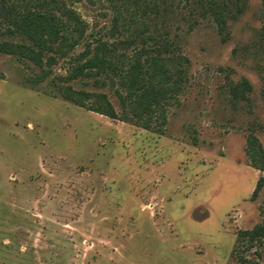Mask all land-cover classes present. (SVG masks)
Wrapping results in <instances>:
<instances>
[{
  "label": "rangeland",
  "instance_id": "rangeland-1",
  "mask_svg": "<svg viewBox=\"0 0 264 264\" xmlns=\"http://www.w3.org/2000/svg\"><path fill=\"white\" fill-rule=\"evenodd\" d=\"M67 1L86 31L69 55L44 67L0 55V264H264V240L240 238L264 223V180L252 199L264 170L246 152L250 133L264 147L262 0L243 1L226 40L176 0L161 31L185 82L149 128L127 115L118 77L67 78L88 45L149 32L156 14ZM245 79L248 98L233 99ZM65 86L107 94L118 118L68 100Z\"/></svg>",
  "mask_w": 264,
  "mask_h": 264
},
{
  "label": "trees",
  "instance_id": "trees-1",
  "mask_svg": "<svg viewBox=\"0 0 264 264\" xmlns=\"http://www.w3.org/2000/svg\"><path fill=\"white\" fill-rule=\"evenodd\" d=\"M119 1L121 8L132 14L137 15L139 10L145 14L154 12V29L149 32L137 30L130 37L112 43L101 39L95 46L88 45L81 55L84 60L72 68L67 79L104 74L110 78L118 77V93L127 115L132 113L136 120L144 121L145 128H149L153 115L157 113L158 122L165 124L166 105L173 95L181 91L186 75L182 58L168 56L172 41L168 33L163 34L161 31L162 25L168 27V20L177 15L174 8L176 0ZM188 1L194 10L204 16L210 15L215 20L223 40H226L229 36V20L237 17L244 0ZM262 6L264 9V0ZM114 26L118 31V25L115 23ZM85 33L84 21L67 0H0V55L30 60L40 67H44L45 63L52 65L58 56L69 55L85 39ZM132 45L135 48L132 55L117 51L120 47L127 50ZM251 89L252 85L245 79L232 84L230 93L233 99H247ZM60 91L77 105L86 106V102L90 101V110L118 118L116 107L105 93L74 90L71 86L61 87ZM246 152L253 166L264 170V147L254 133L247 137ZM263 180L262 177L258 181L252 199L257 196ZM242 237L249 238L252 244L263 243L264 223L240 231ZM243 264L263 263L244 258Z\"/></svg>",
  "mask_w": 264,
  "mask_h": 264
}]
</instances>
